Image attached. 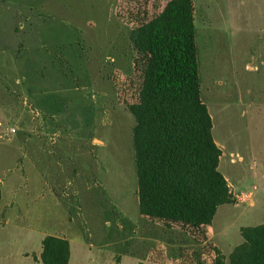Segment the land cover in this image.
I'll list each match as a JSON object with an SVG mask.
<instances>
[{
	"label": "rangeland",
	"instance_id": "rangeland-1",
	"mask_svg": "<svg viewBox=\"0 0 264 264\" xmlns=\"http://www.w3.org/2000/svg\"><path fill=\"white\" fill-rule=\"evenodd\" d=\"M166 1L0 0V264H42L48 234L68 240V264H211L262 223L264 0H193L201 98L234 202L207 242L140 214L129 33Z\"/></svg>",
	"mask_w": 264,
	"mask_h": 264
},
{
	"label": "trees",
	"instance_id": "trees-1",
	"mask_svg": "<svg viewBox=\"0 0 264 264\" xmlns=\"http://www.w3.org/2000/svg\"><path fill=\"white\" fill-rule=\"evenodd\" d=\"M139 74L132 145L140 214L167 230L179 225L207 242L208 227L221 204L234 197L218 170L221 149L201 98L193 0H167L129 33ZM243 241L225 260L216 250L211 264H264V219L240 229ZM67 239L41 240L42 264H68ZM199 264V263H197Z\"/></svg>",
	"mask_w": 264,
	"mask_h": 264
},
{
	"label": "built area",
	"instance_id": "built-area-1",
	"mask_svg": "<svg viewBox=\"0 0 264 264\" xmlns=\"http://www.w3.org/2000/svg\"><path fill=\"white\" fill-rule=\"evenodd\" d=\"M10 131H14V128L12 127V128H10ZM253 188H255V186L253 187ZM249 196V194H247V193H242L241 195H239V197H237V200L239 201V202H244V201H247V197Z\"/></svg>",
	"mask_w": 264,
	"mask_h": 264
},
{
	"label": "crops",
	"instance_id": "crops-1",
	"mask_svg": "<svg viewBox=\"0 0 264 264\" xmlns=\"http://www.w3.org/2000/svg\"><path fill=\"white\" fill-rule=\"evenodd\" d=\"M31 26V25H30ZM18 29H16V31H17ZM25 32H27V34L29 35L31 32H30V30H25V28H24V33ZM225 177V176H224ZM226 178V177H225ZM227 179V178H226ZM251 204H253V201H252V203ZM263 218H264V215H263V217H262V220H263ZM260 223V222H259ZM207 233H208V236H207V239H209L210 237H211V235L209 234V231H207ZM70 255V254H69Z\"/></svg>",
	"mask_w": 264,
	"mask_h": 264
}]
</instances>
